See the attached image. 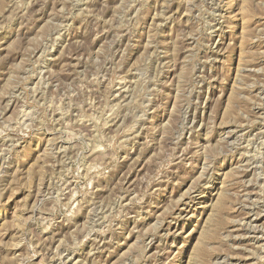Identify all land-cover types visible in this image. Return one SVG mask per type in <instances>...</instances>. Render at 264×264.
Here are the masks:
<instances>
[{
	"label": "rangeland",
	"instance_id": "rangeland-1",
	"mask_svg": "<svg viewBox=\"0 0 264 264\" xmlns=\"http://www.w3.org/2000/svg\"><path fill=\"white\" fill-rule=\"evenodd\" d=\"M0 264H264V0H0Z\"/></svg>",
	"mask_w": 264,
	"mask_h": 264
}]
</instances>
